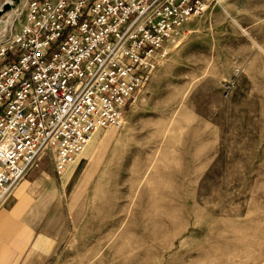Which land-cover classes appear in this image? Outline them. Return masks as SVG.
Segmentation results:
<instances>
[{
  "label": "rangeland",
  "instance_id": "obj_1",
  "mask_svg": "<svg viewBox=\"0 0 264 264\" xmlns=\"http://www.w3.org/2000/svg\"><path fill=\"white\" fill-rule=\"evenodd\" d=\"M7 2L1 34L27 5ZM95 135L71 179L57 176L47 264H264V0L191 17L122 126Z\"/></svg>",
  "mask_w": 264,
  "mask_h": 264
},
{
  "label": "built area",
  "instance_id": "obj_2",
  "mask_svg": "<svg viewBox=\"0 0 264 264\" xmlns=\"http://www.w3.org/2000/svg\"><path fill=\"white\" fill-rule=\"evenodd\" d=\"M215 1L27 0L14 11L0 35V211L47 154L62 177L95 131L120 128L167 44Z\"/></svg>",
  "mask_w": 264,
  "mask_h": 264
},
{
  "label": "crops",
  "instance_id": "obj_3",
  "mask_svg": "<svg viewBox=\"0 0 264 264\" xmlns=\"http://www.w3.org/2000/svg\"><path fill=\"white\" fill-rule=\"evenodd\" d=\"M48 156L0 211V264H47L56 250L64 204L54 166L45 160ZM88 158L85 153L78 156L62 177L64 185Z\"/></svg>",
  "mask_w": 264,
  "mask_h": 264
},
{
  "label": "water",
  "instance_id": "obj_4",
  "mask_svg": "<svg viewBox=\"0 0 264 264\" xmlns=\"http://www.w3.org/2000/svg\"><path fill=\"white\" fill-rule=\"evenodd\" d=\"M16 1L19 2L20 0H16ZM9 9H10V4L7 2L4 4L2 10H0V15H1V13L8 11Z\"/></svg>",
  "mask_w": 264,
  "mask_h": 264
},
{
  "label": "bare ground",
  "instance_id": "obj_5",
  "mask_svg": "<svg viewBox=\"0 0 264 264\" xmlns=\"http://www.w3.org/2000/svg\"><path fill=\"white\" fill-rule=\"evenodd\" d=\"M8 3L11 4V5H13L12 2H8ZM1 32H2V31L0 30V34H1ZM97 131H99V130H97ZM97 131L94 132V134H93L91 140L94 139V137H95V133H96ZM91 140L89 141V143L91 142ZM89 143H88V144H89ZM88 144H87V145H88ZM87 145H86V146H87ZM86 146L84 147V149L86 148ZM84 149H83V151H84ZM83 151L79 154V156L83 153ZM77 158H78V157H77ZM75 161H76V160H75ZM75 161H74V163H75ZM74 163H73V164H74Z\"/></svg>",
  "mask_w": 264,
  "mask_h": 264
}]
</instances>
